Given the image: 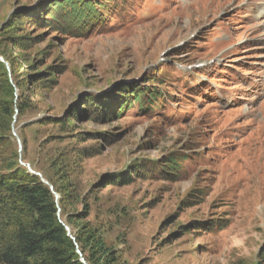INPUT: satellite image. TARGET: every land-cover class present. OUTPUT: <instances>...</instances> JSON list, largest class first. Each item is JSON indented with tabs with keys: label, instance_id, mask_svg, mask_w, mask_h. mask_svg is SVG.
I'll return each mask as SVG.
<instances>
[{
	"label": "rangeland",
	"instance_id": "rangeland-1",
	"mask_svg": "<svg viewBox=\"0 0 264 264\" xmlns=\"http://www.w3.org/2000/svg\"><path fill=\"white\" fill-rule=\"evenodd\" d=\"M51 1L63 0H0V51L23 96L0 162L22 158L58 198L70 193L67 235L80 258L75 236L93 233L116 264H264L256 0H91L98 19L78 29L45 22ZM121 84L162 97L92 112L100 99L115 108ZM171 157L175 178L160 170Z\"/></svg>",
	"mask_w": 264,
	"mask_h": 264
},
{
	"label": "trees",
	"instance_id": "trees-1",
	"mask_svg": "<svg viewBox=\"0 0 264 264\" xmlns=\"http://www.w3.org/2000/svg\"><path fill=\"white\" fill-rule=\"evenodd\" d=\"M98 7L91 0L51 1L45 6L47 11L45 22L60 29L67 27L78 29L83 24L98 19ZM80 13L85 17L83 21ZM8 22L6 28L13 26V21ZM2 37L1 33V40ZM0 56L7 62L1 51ZM6 67L5 63L0 61V70L5 82L0 87V142L4 141V134L7 131L14 136V126L11 125L14 109L16 108L17 113L20 114L23 108V96L20 92L18 95L14 94L11 82L7 78ZM118 93L119 101L115 108L108 106L109 99H100L93 101L92 105L89 103L92 112L97 116H117L132 102H137L140 107L147 100L153 101L154 98L162 97L156 89L149 90L147 87H135L130 84H121ZM63 118L65 120L53 117L46 119L62 124L68 117ZM40 121L41 119L37 120V122ZM19 160L23 159L15 158L12 161L2 160L0 162V263L84 264L65 229V225L69 227L70 222L75 218L71 213L65 212L63 205L64 199L70 198V193L67 196L58 193L57 202L53 193V191L56 192L55 187L52 186L51 190L37 175L30 173L25 166L20 165ZM179 162L180 160L176 157L168 158L166 163L160 165V170H164L167 175L175 178L180 168ZM39 173L51 184L43 173ZM119 181L126 182L123 176ZM82 217V215L76 216L78 220ZM75 242L87 264H116V252L106 247L99 235L92 233L75 236ZM85 251L89 253L88 258L85 256Z\"/></svg>",
	"mask_w": 264,
	"mask_h": 264
},
{
	"label": "water",
	"instance_id": "water-1",
	"mask_svg": "<svg viewBox=\"0 0 264 264\" xmlns=\"http://www.w3.org/2000/svg\"><path fill=\"white\" fill-rule=\"evenodd\" d=\"M0 61L3 62V63H5V65L7 66V62H5L1 56H0ZM14 135H15V134H14ZM25 166L27 167V169H28V171H29L30 173H32V174H34V175H37V176L41 179V181H42L44 184H47V185L49 186V188L52 190V186H51V185H50V184H49V183H48V182L42 177V175H41L39 172H36V171L32 170L28 164H25ZM53 193H54V192H53ZM54 196H55V199L58 198V195L55 194V193H54ZM65 229L67 230V232H69V229H68V227H67L66 225H65ZM78 252H79V251H78ZM80 260L85 264V262H84V260H83L82 257L80 258Z\"/></svg>",
	"mask_w": 264,
	"mask_h": 264
},
{
	"label": "bare ground",
	"instance_id": "bare-ground-1",
	"mask_svg": "<svg viewBox=\"0 0 264 264\" xmlns=\"http://www.w3.org/2000/svg\"><path fill=\"white\" fill-rule=\"evenodd\" d=\"M253 9L256 11L257 16L264 15V0H256L252 2Z\"/></svg>",
	"mask_w": 264,
	"mask_h": 264
}]
</instances>
